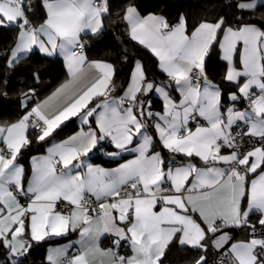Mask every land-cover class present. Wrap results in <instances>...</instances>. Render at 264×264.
Masks as SVG:
<instances>
[{"label":"snow or ice","instance_id":"obj_1","mask_svg":"<svg viewBox=\"0 0 264 264\" xmlns=\"http://www.w3.org/2000/svg\"><path fill=\"white\" fill-rule=\"evenodd\" d=\"M42 6L33 24L30 0H0V27L19 29L9 65L38 48L63 56L69 76L16 122L0 125L3 264H23L33 241L77 230V252L69 254L72 244L50 249L49 264H164L174 240L203 253L195 264H208L210 249L217 264H264V19H246L264 0H233L235 25L218 17L191 31L184 15L171 24L129 3L122 16L128 35L156 57L167 82L150 80L137 61L120 92L115 66L89 61L84 51L85 37L103 30L109 0ZM214 46L226 64L224 81L236 89L230 104L206 69ZM151 93L161 111L152 110ZM242 101L247 107H237ZM72 117L80 130L34 157L29 174L19 163L29 129L45 141ZM109 147L116 167L87 162L94 149ZM229 228L245 229L249 239L230 243ZM102 238L111 246L102 248Z\"/></svg>","mask_w":264,"mask_h":264},{"label":"trees","instance_id":"obj_2","mask_svg":"<svg viewBox=\"0 0 264 264\" xmlns=\"http://www.w3.org/2000/svg\"><path fill=\"white\" fill-rule=\"evenodd\" d=\"M33 11L28 13L33 24H39L44 16L42 0H30ZM233 1L229 0H109L110 14L104 19L102 32L85 37V54L90 59H102L111 61L118 67L115 76L117 90L125 86L136 60H139L145 68L147 77L156 83H166V76L157 65V59L152 53L132 41L128 35L127 25L123 21V10L129 3L135 4L141 14L153 13L165 17L169 23L175 24L184 15L188 28L205 20H216L224 17L225 20L235 25L240 13L231 7ZM254 21L264 19V10H258L246 17ZM19 29L15 25L0 27V123H11L30 108L41 97L45 96L55 86L61 83L66 76L62 60L46 57L36 49L21 56L14 64L7 65L6 58L10 53L11 46L15 43ZM206 69L209 78L220 85L224 91L226 100L227 93L233 89V85L226 83L224 77V62L218 56L217 47L214 46L206 58ZM34 93V94H33ZM31 97L30 99L27 97ZM25 101V103H24ZM153 109H158L161 102L154 99ZM27 105V108L24 105ZM245 104V102H244ZM76 128L75 120L64 123L52 136L60 138L72 132ZM31 144L22 149L21 160L28 172V156L44 148L41 141L36 140V132L29 130ZM160 150V148L158 147ZM167 158L170 154L164 153ZM179 159V157H178ZM251 221L256 222L251 216ZM240 232H246L239 228ZM65 237L45 239L40 242H31V247L25 257L23 264H49L44 252L48 241L62 240ZM127 249V248H126ZM127 251H125L126 253ZM201 251L191 247L178 246L175 243L169 245L163 261L169 264H195ZM214 254L209 250L208 258ZM7 250L0 247V264L6 260Z\"/></svg>","mask_w":264,"mask_h":264},{"label":"crops","instance_id":"obj_3","mask_svg":"<svg viewBox=\"0 0 264 264\" xmlns=\"http://www.w3.org/2000/svg\"><path fill=\"white\" fill-rule=\"evenodd\" d=\"M258 3H259V0H258ZM262 10H264V7H262ZM138 11H139V9H138ZM140 12V11H139ZM141 14V13H140ZM148 14H153V13H144V14H141V15H143V16H147ZM156 15H159V14H157L156 13ZM205 21H209V22H211V21H213V20H205ZM202 22V21H201ZM200 23V22H199ZM198 23V24H199ZM198 24H196V25H198ZM196 25H194L193 26V28L196 26ZM6 27H8V26H6ZM193 28H189V30L191 31ZM19 32V31H18ZM89 35H91V34H89ZM17 37H18V33H17ZM16 43H17V38H16V41H15V43L11 46V50H10V53H11V51H12V49L15 47V45H16ZM217 47V50H218V56H220V58H221V54H220V51H219V48H218V46H216ZM37 50L38 52H40L39 51V49L38 48H33V50ZM10 53L8 54V56H7V58H6V60L7 61H9L10 59H11V56H10ZM40 54H42L43 56H46V57H51V58H58V59H61L62 60V64H63V67H64V70H66V76L61 80V83L60 84H58L57 86H55L54 88H52L51 90H49V92L47 93V94H45V96H43V97H41L40 99H38V101L37 102H40V101H43L44 99H46L47 97H49L58 87H60L62 84H64L65 82H67L68 80H69V76H68V73H67V67H66V63H65V60H64V57L63 56H61V55H59V54H54V55H51V56H49V55H47V54H45V53H42V52H40ZM23 56V55H22ZM88 60L89 61H93V60H95V59H90V58H88ZM98 61H105V60H102V59H97ZM222 60V59H221ZM137 61H139V60H136L135 62H134V64H133V68H132V70L134 69V66H135V63L137 62ZM223 61V60H222ZM106 62H108V61H106ZM140 62V61H139ZM224 62V61H223ZM109 63H112L111 61H109ZM141 63V62H140ZM113 64V63H112ZM114 65V64H113ZM157 65H158V61H157ZM115 66V65H114ZM115 68H116V74L118 73V67H116L115 66ZM132 70H131V72H132ZM225 70H226V64H225V62H224V70H223V74H225ZM131 72H130V75H129V77H128V79L130 80V77H131ZM116 76V75H115ZM210 79V78H209ZM129 80H128V82H129ZM166 80H167V77H166ZM211 80V79H210ZM116 81V80H115ZM128 82L125 84V86H123V88H126L127 87V84H128ZM167 82V81H166ZM161 82H159V83H157V84H160ZM120 91H121V89H120ZM234 91H236V89H235V87H233V89H231V90H229L228 91V93H227V97H228V94L229 93H231V92H234ZM173 95H176L175 93H173ZM227 97H226V102L227 103H231L230 101H228L227 100ZM28 98V97H27ZM150 99H151V108H152V110L154 111V112H156V111H161L162 110V100H161V98H159V95L158 94H156V93H151L150 94ZM154 99H156V100H158L159 102H161V104H160V107L158 108V109H153V100ZM37 102H35L30 108H27V110L26 111H28V110H30L32 107H34L35 106V104L37 103ZM24 103H25V101H24ZM237 107H242V108H245V107H247V106H245V104H244V102L242 101V102H240V103H238L237 104ZM26 111L21 115V117L26 113ZM21 117H19V118H21ZM19 118H17V119H15L14 120V122H16ZM70 120H75V122H76V128L75 129H73L72 130V132H70V133H68V134H66V135H64L63 137H60V138H57V137H54V136H51V137H49V138H46V140L45 141H41V144L44 146V148L42 149V150H40V151H38V152H34V153H32L31 155H29L28 157V173L30 174L31 173V168H32V159L34 158V157H43V156H46L47 155V148L48 147H50L51 146V144L53 143V142H59V141H62V140H64V139H67L68 137H70L71 135H74L76 132H78L79 130H80V128L82 127L81 126V124H80V121H79V119H78V117H72V118H70ZM70 120H68V121H70ZM68 121H65V123L66 122H68ZM14 122H11V123H14ZM0 125H3V123L1 124L0 123ZM62 126V125H61ZM84 127H86V126H84ZM30 130V129H29ZM54 134V133H53ZM37 140V139H36ZM113 149L111 148V147H109V148H107V149H105V150H103V151H99V150H96V149H94L90 154H89V156L86 158V160H87V162L88 163H92L93 165H99V166H101V167H105V168H113V167H116L117 166V163H116V160L115 159H111V158H109L105 153L106 152H108V151H112ZM157 150H159L158 149V147H157ZM125 155V158H131L130 156H128L127 154H124ZM122 162V161H121ZM194 162H198V161H194ZM19 163L21 164V165H23V166H25L24 164H23V162H22V160L21 159H19ZM25 168V167H24ZM254 217H255V220H257V215H253ZM252 223H253V221H251ZM237 235H236V237L232 240V241H230V243H236V242H241V241H246V240H248L249 239V234H248V232L246 231V232H240L239 233V228H237ZM61 237H65V238H63L62 240H57V241H48L47 242V244H46V246H45V252H44V255H45V257H46V259H47V261H48V255H49V250L50 249H56V248H60V247H63V246H65V245H68V244H72V247L69 249V254H74V253H76L77 252V250L79 249V244H78V241H79V232H78V230L76 231V232H70L67 236H61ZM52 238H57V237H50V238H46V239H52ZM172 243H175L176 245H178V246H181V245H179V243H178V241H176V240H174ZM171 243V244H172ZM102 248H107V247H110L111 246V242H110V240H108V239H104V238H102V243H101V245H100ZM184 247H188V246H184ZM213 250V249H212ZM126 253H128V249H126ZM167 251V250H166ZM214 251V250H213ZM215 252V251H214ZM121 254H125V252L124 253H121ZM201 255H203V253L201 252V254L199 255V257L201 256ZM199 257L197 258V260L199 259ZM164 262V264H169V263H167L166 261H163ZM97 264H99V261H97Z\"/></svg>","mask_w":264,"mask_h":264},{"label":"built area","instance_id":"obj_4","mask_svg":"<svg viewBox=\"0 0 264 264\" xmlns=\"http://www.w3.org/2000/svg\"><path fill=\"white\" fill-rule=\"evenodd\" d=\"M229 1H233V0H229ZM245 106H247V103L246 102H245ZM30 130H33L34 132H36V130H34V129H31L30 128ZM247 143L248 142L245 141V144L246 145H247ZM125 251H126V248L122 249L121 250V253H124ZM218 260H219V257L214 252V254L211 257L208 258V264H217Z\"/></svg>","mask_w":264,"mask_h":264},{"label":"water","instance_id":"obj_5","mask_svg":"<svg viewBox=\"0 0 264 264\" xmlns=\"http://www.w3.org/2000/svg\"><path fill=\"white\" fill-rule=\"evenodd\" d=\"M225 231H227L229 233V235H230V241H232L236 237V235L238 234L237 233V228H229V229H225Z\"/></svg>","mask_w":264,"mask_h":264},{"label":"rangeland","instance_id":"obj_6","mask_svg":"<svg viewBox=\"0 0 264 264\" xmlns=\"http://www.w3.org/2000/svg\"><path fill=\"white\" fill-rule=\"evenodd\" d=\"M7 61V60H6ZM7 65H9V61H7Z\"/></svg>","mask_w":264,"mask_h":264}]
</instances>
